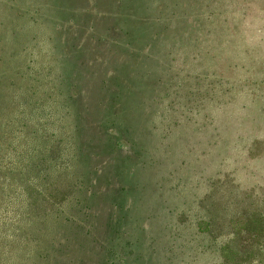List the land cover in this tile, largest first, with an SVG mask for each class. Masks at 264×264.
I'll list each match as a JSON object with an SVG mask.
<instances>
[{"label":"rangeland","instance_id":"obj_1","mask_svg":"<svg viewBox=\"0 0 264 264\" xmlns=\"http://www.w3.org/2000/svg\"><path fill=\"white\" fill-rule=\"evenodd\" d=\"M253 200L264 0H0V264H214Z\"/></svg>","mask_w":264,"mask_h":264},{"label":"trees","instance_id":"obj_2","mask_svg":"<svg viewBox=\"0 0 264 264\" xmlns=\"http://www.w3.org/2000/svg\"><path fill=\"white\" fill-rule=\"evenodd\" d=\"M253 201L243 220L240 216L235 219L232 236L236 245L227 240L217 244L218 259L214 264H250L253 258L257 263H264V203ZM240 242H251L253 246L244 251Z\"/></svg>","mask_w":264,"mask_h":264}]
</instances>
